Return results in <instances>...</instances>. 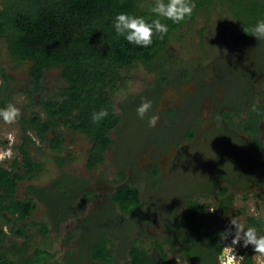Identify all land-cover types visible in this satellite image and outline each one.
I'll use <instances>...</instances> for the list:
<instances>
[{
	"label": "trees",
	"instance_id": "trees-1",
	"mask_svg": "<svg viewBox=\"0 0 264 264\" xmlns=\"http://www.w3.org/2000/svg\"><path fill=\"white\" fill-rule=\"evenodd\" d=\"M192 2L196 7L190 18L179 24L161 18L162 23L168 25V33L163 39L156 34L150 46L140 47L116 35L114 19L120 13H127L151 22L156 18L151 12L155 0H0V42L3 43L7 57L13 65L20 67L28 64L26 74L30 86L22 91L27 95L31 87L41 91L44 73L50 69H59L64 80L56 95L43 97L38 101L41 111L21 113L17 121L21 142L15 147L18 156L13 158L8 168L0 164V219L10 226L13 236L8 237L6 241V233L0 225V264H56L51 260L54 256L50 250L51 229L58 230L60 222L72 216L73 210L82 212L92 196V191L86 188V181L74 173L63 170L62 163L65 157L55 155L54 158L61 170L53 183L49 184L48 188L31 185L27 187L28 191L46 204L45 221H32L31 224H27L26 219L37 208L38 203L31 196L18 199L14 193L20 181L34 180L41 173V163L34 160L30 151L35 140L29 131L43 144L42 147H36L37 150L43 151L46 147L48 151L57 154L64 152L65 143L62 132L58 130L60 126L87 135L91 138L92 144L87 150L86 170L93 172L100 169L112 142L110 131L123 125L127 118L138 116L137 108L142 100H151L155 105L161 95L160 88L169 83L174 76H170L166 70V64L170 60H177V57L166 53L171 40L179 36L184 38V32H181L185 29L191 30L198 17L204 20V25L199 30L203 39L206 37L205 29L209 26L212 15L226 14L231 18L236 36L251 42L255 37L251 36L249 30L257 21L264 19V0H192ZM138 65L152 71L155 76V87L145 89L140 102L136 96L135 102L139 103L134 102L128 111L124 107L127 98L116 104L113 97L119 88L126 85L129 80L128 73ZM178 72L181 78L191 77L185 66H178ZM8 73H10L8 69L0 66V79L2 78L5 84L10 79ZM12 87V85L0 87V108L12 104ZM260 93V101L255 102L249 111L247 117L249 122L235 126L249 135L251 151L257 156L261 143L256 133L258 122L264 121V89ZM115 106L121 111H116ZM103 110L107 111V116L94 122L93 114ZM41 112L45 114L44 118L41 117ZM222 114L228 119L229 124H232L230 115L227 112ZM146 134L144 133V136ZM193 135L192 129L185 131L186 138ZM147 171L148 175L156 177L159 174V167L154 164ZM115 175L119 176L115 183L122 184L107 194L108 199L122 214L130 216L137 211L141 203L139 185L126 181L122 169H118ZM221 191H224V188H221ZM230 204V196L222 198L217 206L221 210L214 215L206 214V206L197 199L186 201V208L178 226L188 229L193 237L199 238L197 242L200 248L203 235L209 228L214 235L213 240L218 243L211 249L212 251L201 249L199 252L194 243L196 240L182 241L178 251L183 260L190 258L198 259V264H217V256L223 246L222 240L228 236L232 227L221 221L225 207ZM149 216L147 214L144 217L149 220ZM203 216L206 219H203ZM87 219L88 222L92 219L95 224L92 226V235L90 230L83 233L78 227L68 233L67 237H74L75 244L57 264H88L90 261L100 264L115 263V244L111 236L115 230L111 225L114 219L108 217L101 222L91 215H88ZM13 220L16 224H13ZM249 222L255 225L264 223L254 219H249ZM136 224L137 222L131 220L127 228L125 225L122 228L127 235L126 249L129 257L127 263L168 264L163 242L154 240L159 252L158 258L155 259L149 249L142 247L143 241L137 237L138 235L132 237L137 228ZM27 226L35 228V232L41 235L43 243L32 242L34 234L26 230ZM17 237H23L22 241H17Z\"/></svg>",
	"mask_w": 264,
	"mask_h": 264
},
{
	"label": "rangeland",
	"instance_id": "rangeland-1",
	"mask_svg": "<svg viewBox=\"0 0 264 264\" xmlns=\"http://www.w3.org/2000/svg\"><path fill=\"white\" fill-rule=\"evenodd\" d=\"M203 25L204 20L198 17L191 30L185 29L181 32H184V38L181 39L178 34L179 38L171 40L168 44L166 53L177 57V60H170L166 64V70L170 76H174L169 83L159 87L161 95L148 115L143 119L138 116L127 118L123 125L110 131L112 142L100 169L93 172L86 170L87 150L92 144L87 135L60 126L58 130L62 132L65 143L64 152L57 154L48 151L46 147L43 151L37 150L36 147H42L43 144L33 132H28L35 140L30 151L34 160L41 163V173L34 180L20 181L14 193L18 199L31 196L38 203L37 208L26 219L28 225L32 221H45L47 211L46 204L28 191L27 187L31 185L48 188L49 184L53 183L61 170L55 155L65 157L63 170L86 181V188L92 191V196L82 212L72 209V216L60 222L58 230L51 229L50 250L54 254L51 260L56 264L60 263L59 260L75 244L74 237H67L68 233L78 227L80 232L90 230L92 235L95 224L92 219L88 222V215L101 222L108 217L114 219L111 224L115 227L111 235L115 244L114 264H128L127 235L122 228L124 225L127 228L131 220L137 222L132 237L138 235L143 241L142 247L149 249L155 259L158 258L159 252L154 240L163 242L168 264H194L190 258L183 260L178 251L182 241L193 240H196L194 243L199 252L201 251L197 242L199 238L196 239L188 229L178 226L188 199H197L206 206V214L217 215L218 202L227 195L231 199L234 196L238 198L232 201L236 202L234 206L239 209H244V205L254 206V203L264 209V202L256 201V197L248 203L239 200L241 196L237 192H243L250 187V182L263 185V193L259 189L250 190L264 200V151L258 161L254 160L248 152L249 135L235 128L238 124L249 122V111L255 102L260 101V90L264 89V39L253 38L251 42H247L237 37L231 18L226 14L212 15L209 26L205 29L206 37L202 39L199 30ZM0 66L10 72V79L6 84L0 79V87L13 86L12 104L23 114L41 111L38 101L43 97L56 95L58 88L64 83L59 69H50L44 73L43 89L38 91L31 87L27 95L22 89L30 86L26 74L28 64L20 67L13 65L2 42ZM178 66H185L191 77L181 78ZM128 76L126 85L114 93L113 99L118 104L127 98L124 107L129 111L136 96L140 102L143 98L142 92L155 87V76L152 71L141 65L132 69ZM249 77L250 81L247 82ZM241 83L243 84L240 87ZM115 110L121 111L118 106H115ZM223 112L230 115L232 124H229ZM152 114L159 116L155 127H149L148 124ZM44 116L41 112V117ZM189 128L194 131V135L186 138L185 131ZM19 130L18 122L7 124L0 120V164L3 167L8 168L12 159L18 156L15 147L21 142ZM143 131L147 133L146 136ZM256 134L264 143V121L258 122ZM159 140L162 142H158ZM154 164L159 167L156 177L148 175L147 171ZM118 169L124 171L126 181L139 185L141 203L137 211L130 216L122 214L107 196L116 186L122 184L115 183L119 178L115 175ZM258 180L260 182L256 183ZM221 188H224V191H221ZM211 206L215 209L213 212L209 210ZM228 213L221 216V221L227 225L235 220L234 231L230 237L233 240L239 234L235 231H239V223L242 229L249 226L251 212H242L231 217ZM147 214L150 215L149 220L144 217ZM203 219L206 218L203 216ZM207 219L209 222V218ZM13 224H16L15 220ZM0 225L8 241V237L12 236L10 226L4 224L1 219ZM255 228L264 231L263 224ZM26 230L34 234L32 242L43 243L35 228L27 226ZM206 235H211L210 228L203 236ZM22 238L17 237V241L21 242ZM243 253L241 250L240 254ZM88 264L100 263L90 261Z\"/></svg>",
	"mask_w": 264,
	"mask_h": 264
},
{
	"label": "clouds",
	"instance_id": "clouds-1",
	"mask_svg": "<svg viewBox=\"0 0 264 264\" xmlns=\"http://www.w3.org/2000/svg\"><path fill=\"white\" fill-rule=\"evenodd\" d=\"M196 5L192 0H155L151 12L155 14L156 18L151 22L146 21L143 17H137L132 14L120 13L115 16L114 30L118 37H124L127 42L135 44L140 47H148L153 43V36L159 34V38L163 39L169 31L168 25L162 23V19L170 20L173 24H179L186 18H190ZM251 36L258 40L264 39V19L257 21V23L249 30ZM153 107L152 101L148 99L142 100L140 106L137 108V115L143 119L151 112ZM107 111L103 110L93 114V121L102 120L107 116ZM21 116V110L13 104H8L4 108H0V120L7 124L15 123ZM159 120V116L152 114L148 119L149 127H155ZM13 160V159H12ZM9 165V164H8ZM212 210L211 207L209 209ZM230 211L229 217L239 215V210L235 207L228 209ZM213 212V211H211ZM235 220L227 225H232L231 230L227 236L225 247L222 249L221 256H217L220 264H242L244 257L239 256L238 252L241 245V238L244 232V246L252 245L256 254L257 264H264V235L257 236V229L255 227H248L247 231L242 229L239 223V232L236 237L231 240V233L234 231ZM223 239V234L221 235ZM232 242H231V241ZM237 252V254H236Z\"/></svg>",
	"mask_w": 264,
	"mask_h": 264
},
{
	"label": "flooded vegetation",
	"instance_id": "flooded-vegetation-1",
	"mask_svg": "<svg viewBox=\"0 0 264 264\" xmlns=\"http://www.w3.org/2000/svg\"><path fill=\"white\" fill-rule=\"evenodd\" d=\"M248 80V81H247ZM246 81L247 82H249L250 81V77L249 78H247L246 79ZM245 81V82H246ZM245 82H243V83H245ZM246 82V83H247ZM243 83H241L240 84V87L242 86V84ZM245 85V84H244ZM261 90H262V88H261ZM260 90V91H261ZM261 94V93H260ZM260 100V99H259ZM247 134V133H246ZM250 137H248V139H249ZM259 138V137H258ZM259 140H260V143H261V145H260V148H259V150L257 151V153L259 154L258 156L257 155H254L253 153H252V151H251V148H250V142H248V152H250V154H251V156H252V158L254 159V160H256V161H258V159H259V157L263 154V149H264V143H263V141L259 138ZM249 141H250V139H249ZM258 178H259V176H258ZM258 178H256V179H258ZM260 181H261V178H260ZM259 180H258V182H256V183H259L260 182ZM260 184H262V183H260ZM249 185H250V187H248L247 189H245L243 192H244V195H242L243 194V192H237V194H239V196H241L240 197V202H247L248 203V201L250 202V200H253L255 197H256V201H261V202H264V200L259 196V195H255V193L254 192H252L250 189H259L260 190V192H262L263 191V189H262V186L261 185H254V183H249ZM260 186V187H259ZM263 193V192H262ZM226 197H229L228 195L226 196ZM223 198H225V197H223ZM235 196L231 199V197H230V199H231V201L234 199L235 200ZM222 199V198H221ZM220 199V200H221ZM236 199H238V198H236ZM220 200H219V202H220ZM218 202V203H219ZM236 202H234V201H232L231 202V204L229 205V206H226L225 207V209H224V212L222 213V215H224V213L226 214V213H228V212H230V211H228V209H230L231 207H235L234 206V204H235ZM248 205V204H247ZM264 206V205H263ZM219 208V211L221 210V208L220 207H218ZM235 208H237V207H235ZM211 211H213V210H215L214 209V207L213 206H211ZM238 210H239V213H242V212H244V213H247L248 211H249V213L251 212V215H249V217H250V219H254V220H256V221H259V222H261V221H264V209L262 210L257 204H255L254 203V206L252 205V204H249L248 206H246V205H244V209H239V208H237ZM229 214V213H228ZM261 225L263 224L264 225V223H260ZM257 225H259V224H252V223H250L249 224V226L248 227H256ZM247 227V228H248ZM245 229V231H246V227L244 228ZM259 233H262L263 235H264V231L262 232V231H260V230H258L257 229V236H260V235H262V234H259ZM206 236H208V235H206ZM206 236H204V238H203V242H202V244H201V249H203V250H206L207 252H209L212 248H215L216 247V245H217V241H215V240H213L214 239V235L211 233V235H209L208 237H206ZM224 241H227V237H225L223 240H222V243L224 242ZM225 244H226V242L223 244V246L221 247V250H220V252H219V255L221 256V252H222V249L225 247ZM241 250H243V255H241L240 254V251ZM212 251V250H211ZM220 256H219V258H220ZM239 256H242V257H244V260L242 261V264H257V261H256V254H255V252H254V248H253V246L252 245H248L247 247H245L244 246V232H243V234H242V238H241V245H240V249H239V252H238V257ZM219 258H218V264H220V261H219ZM194 261V264H198V262H199V260L198 259H190V261ZM187 264H188V262H187Z\"/></svg>",
	"mask_w": 264,
	"mask_h": 264
},
{
	"label": "built area",
	"instance_id": "built-area-1",
	"mask_svg": "<svg viewBox=\"0 0 264 264\" xmlns=\"http://www.w3.org/2000/svg\"><path fill=\"white\" fill-rule=\"evenodd\" d=\"M236 254H237V252H236Z\"/></svg>",
	"mask_w": 264,
	"mask_h": 264
}]
</instances>
